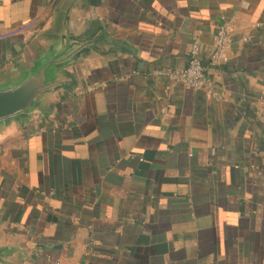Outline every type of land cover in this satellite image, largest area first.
Returning <instances> with one entry per match:
<instances>
[{
	"label": "crops",
	"instance_id": "0c3cea01",
	"mask_svg": "<svg viewBox=\"0 0 264 264\" xmlns=\"http://www.w3.org/2000/svg\"><path fill=\"white\" fill-rule=\"evenodd\" d=\"M57 1L0 0V66ZM88 9L115 49L0 143V199L37 237L35 264H264V0ZM220 22L231 44L211 65ZM194 40L224 99L160 73L186 67Z\"/></svg>",
	"mask_w": 264,
	"mask_h": 264
},
{
	"label": "water",
	"instance_id": "95a60500",
	"mask_svg": "<svg viewBox=\"0 0 264 264\" xmlns=\"http://www.w3.org/2000/svg\"><path fill=\"white\" fill-rule=\"evenodd\" d=\"M89 0H58L44 25L0 66V143L52 110L115 49L91 19ZM0 199V264H35L37 237L11 223Z\"/></svg>",
	"mask_w": 264,
	"mask_h": 264
},
{
	"label": "built area",
	"instance_id": "2783aa9c",
	"mask_svg": "<svg viewBox=\"0 0 264 264\" xmlns=\"http://www.w3.org/2000/svg\"><path fill=\"white\" fill-rule=\"evenodd\" d=\"M231 44V34L226 22H220L213 36V43L209 51L208 64L218 65L225 61L226 51ZM202 58L198 40H194L190 47L189 60L186 67L176 68L173 71H161L160 73L168 75L174 83L182 84L192 90H203L213 98L219 97L224 99L218 93L207 74V65ZM101 87H104L102 85ZM96 87H92L94 89ZM256 118L264 122V95L256 101L255 108ZM44 128H38L37 132L41 133Z\"/></svg>",
	"mask_w": 264,
	"mask_h": 264
}]
</instances>
